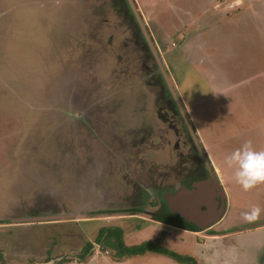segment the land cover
<instances>
[{
	"label": "rangeland",
	"instance_id": "1",
	"mask_svg": "<svg viewBox=\"0 0 264 264\" xmlns=\"http://www.w3.org/2000/svg\"><path fill=\"white\" fill-rule=\"evenodd\" d=\"M197 139L231 195L219 230L262 221L264 184L244 191L223 157L264 149V0H0V264H77L119 225L135 252L99 254L113 264H204L185 247L200 236L129 214L174 215L207 183Z\"/></svg>",
	"mask_w": 264,
	"mask_h": 264
},
{
	"label": "crops",
	"instance_id": "2",
	"mask_svg": "<svg viewBox=\"0 0 264 264\" xmlns=\"http://www.w3.org/2000/svg\"><path fill=\"white\" fill-rule=\"evenodd\" d=\"M199 144L201 145L200 140H199ZM202 151L204 155L206 156V153L203 148H202ZM209 165H210V162H209ZM210 167L213 170V173L215 174V175L213 174V176L215 177L221 189V193L220 192L219 193L220 195L223 194V196L221 195L222 196L221 202L222 200L224 201V198L226 199L225 209L222 215L220 216V218L214 223L199 229L197 225L194 223L182 224L181 222H174L170 219L165 220L163 219L164 215L162 214L164 211H156L153 209L152 210L151 209L129 210L130 217L141 218L142 216L145 219H147L148 217L150 219H147V220H149V222H151L152 225L166 227L168 232L169 230L170 231L173 230V231H179L182 234H186L189 237L200 236V237H197L198 241L195 242V246L193 245L189 246V243H188V246L186 244L185 247L186 248L188 247L190 250L192 248L191 250L192 253H196L199 256V258L203 261L204 264H264V219L260 221L258 224H253V225H248V226L238 225L237 227L234 226L233 229L231 228L229 230H222V229L219 230L218 227L221 226L225 222V220L228 218V214L231 209V206H230V196L231 195L229 191L225 187L223 188L221 185V182L217 175V172H220V170L217 167L213 169L211 165ZM201 185H203V187L198 188L195 191L199 193L198 197H200L202 195V192H205L211 186V184H209V181H207V183H200V186ZM205 185H206V189L204 188ZM261 191L263 190H259L258 192H261ZM139 193L142 196V193L141 192ZM259 195H261V193H259ZM192 196L194 195L187 196L183 200H181L179 205L177 203H175L174 205L182 208L181 210L189 209L193 206L195 207L196 203L195 201H193L194 199L191 198ZM165 201L167 203L170 202L168 197L165 198ZM213 202H217V201H212L210 202V204ZM113 211L114 213L110 212V214L107 215V214H103V212L91 210L90 213H87V216H81V217L83 218L86 217V219L101 217V218H105V220H114V219H120L121 217H124L122 216L123 214H120V210L114 209ZM74 212L75 213L72 215L73 217L69 216L70 219L69 217H67L66 219L75 220L74 222L77 223V220L80 219V216L77 213H83V212H78V211H74ZM63 216L65 215L62 214V215L54 216V217H35V218H41V219L50 218L51 220H39V221H31V222L36 223V222H49L53 220H65ZM5 223H9V222H5ZM19 223H22V222H19ZM119 226H116V227L121 228L124 234H127L128 231L123 229L125 226L123 225H119ZM98 235L99 233L97 234V236ZM97 236L94 238L93 241H86L82 249V252L88 243L92 244L91 251L84 260L80 259V256H79L80 253H79L78 254L79 262L77 261V264H81V263L82 264H113V261H108L106 260V257L99 256V254L105 253L103 251H106V253L108 254L109 252L108 250H110L111 248H105L104 246H102L101 243H97L96 242ZM93 250L95 251L93 252ZM157 254L162 255V253H157ZM45 263H48V262H45ZM197 264H200V263L198 262Z\"/></svg>",
	"mask_w": 264,
	"mask_h": 264
},
{
	"label": "clouds",
	"instance_id": "3",
	"mask_svg": "<svg viewBox=\"0 0 264 264\" xmlns=\"http://www.w3.org/2000/svg\"><path fill=\"white\" fill-rule=\"evenodd\" d=\"M223 163L232 170L235 182L244 191L264 184V149L255 148L251 140H245L224 155ZM261 211L258 204H250L241 216L245 222L251 223L259 218Z\"/></svg>",
	"mask_w": 264,
	"mask_h": 264
},
{
	"label": "water",
	"instance_id": "4",
	"mask_svg": "<svg viewBox=\"0 0 264 264\" xmlns=\"http://www.w3.org/2000/svg\"><path fill=\"white\" fill-rule=\"evenodd\" d=\"M129 1L132 3V0H129ZM133 11H134V13H135V15H136V17L138 19V22L140 24V28L142 30V33H143L144 37L146 38V40L148 41L149 46H150L153 54L156 56V59H157L158 58L157 57L158 55H156L157 54V49H156V47L154 45V42H153L152 38L150 37V35H149V33H148V31H147V29H146L141 17L139 15V13L137 12V10L133 8ZM158 61L161 64L160 59H158ZM166 77H167L166 80L168 82V85L170 86V90H171L172 94L175 96V93H174V90H173L172 81H171V79H170V77L168 75ZM180 111L182 113L185 112L184 109H182V108H180ZM189 128H190V131L192 133H194L193 130L191 129V125H189ZM203 159H204V161H205V163H206V165L208 167V170L210 171L211 175L213 176L214 173H213V170L211 169V167L209 165L208 159L204 155H203ZM214 186L221 193V189H220L219 184L217 183L215 177H214ZM202 187H203V185H201V186L199 185L198 188H202ZM193 195H196V197H198L199 193L198 192H194ZM221 195L223 196V194H221ZM206 205H207V210L196 209V210L187 211L185 213L187 215V217L189 218L190 222L196 224L199 229H201V228H203L205 226H208V225L214 223L215 221H217L220 218V216L222 215L223 211H224V201L223 200L221 202V207L219 209L217 207L218 206V202H213L211 204H206ZM190 215H192V216L190 217ZM183 217L187 218L185 215H183ZM163 219L169 220L167 218H163ZM39 220H51V219L50 218H42V219L41 218H34L33 219V221H39ZM172 221L178 222L177 219L176 220H172Z\"/></svg>",
	"mask_w": 264,
	"mask_h": 264
},
{
	"label": "flooded vegetation",
	"instance_id": "5",
	"mask_svg": "<svg viewBox=\"0 0 264 264\" xmlns=\"http://www.w3.org/2000/svg\"><path fill=\"white\" fill-rule=\"evenodd\" d=\"M193 141H194V144L197 147V149H195V150L198 151V155L200 156L201 160H203V155H202L203 151H202L201 145L197 144L198 141L197 142H196V140H193ZM204 170H205V172H203V174L205 176V179H207V181H209V184H211V186L208 188V190H206L205 192H202V195L200 197H196V195L191 197L192 199H194L193 201H195V203H196L195 207L193 206V207H191L189 209H183V210H181L182 208H180V207H179L180 209L176 208V214H174V215H171V214H168V213L164 212V213H162V214H164L163 218H167V219H170V220H176L177 219L178 222H181L182 224H187V223H191L189 218L185 214L187 211H190L191 209L192 210H196V209L206 210L207 209V205L206 204H210V202H212V201H217L219 203L218 204V209L221 207V198H222V196L220 195L219 191L215 188V186H214V177L211 175V173L208 170L206 164L204 166ZM197 182H199V180ZM193 183L195 184L196 181H194ZM181 186H183V185H180V184L177 185L176 186L177 189H175L174 187H170V190L171 191H173V190L178 191V190H180L179 188H181ZM204 188L206 189V185L204 186ZM204 188H203V190H204ZM203 190H201V191H203ZM136 192L138 194V188H137ZM225 206H226V199L224 198V209H225ZM182 214L185 215L187 218L183 217ZM191 216L192 215H190V217Z\"/></svg>",
	"mask_w": 264,
	"mask_h": 264
},
{
	"label": "trees",
	"instance_id": "6",
	"mask_svg": "<svg viewBox=\"0 0 264 264\" xmlns=\"http://www.w3.org/2000/svg\"><path fill=\"white\" fill-rule=\"evenodd\" d=\"M97 243H101L102 246L105 248H113L119 251L121 254H134V249H128L122 239V230L118 227H112V228H103L99 235L96 238ZM147 247V246H146ZM92 248V244L88 243L86 247L84 248L83 252L79 254L80 259L84 260L90 253ZM156 252L158 253H165L170 254L173 257H176V255L162 250L161 246L156 245L155 246ZM143 252V251H142Z\"/></svg>",
	"mask_w": 264,
	"mask_h": 264
}]
</instances>
